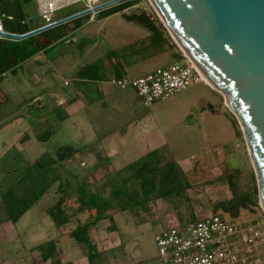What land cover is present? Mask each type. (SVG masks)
<instances>
[{
	"label": "rangeland",
	"instance_id": "1",
	"mask_svg": "<svg viewBox=\"0 0 264 264\" xmlns=\"http://www.w3.org/2000/svg\"><path fill=\"white\" fill-rule=\"evenodd\" d=\"M138 3V0L129 1L123 4L122 7H126L123 11L113 13L107 19L99 15L90 24H87L88 15L78 18L77 24L82 28L77 36L82 41L78 45L69 44L70 39L68 42L64 40L57 43L47 52L48 60L43 59L41 64L27 62L24 66L27 68L25 73L33 71L31 68L35 67L34 72L54 84L59 93L65 89L63 75L91 62L95 63L96 68L101 67L107 60L112 62V56L108 58L106 53L113 47L128 50L133 42L143 40V43L134 47L137 46L139 50L145 46V39L150 38V34L155 30L164 34V46L156 55L134 63L135 66L129 70L127 77L137 78L173 62H181L183 53L179 44L152 7L150 10L153 20L150 25L129 20L133 11L138 12V9L130 7ZM15 4L25 12L30 26L45 23L39 15L35 0H0V13L8 16L10 12L7 8H15ZM79 10H82V5L76 4L62 9L58 14L70 15ZM14 20L9 24H17V19ZM30 26L25 27L29 29ZM116 55L117 53L114 56ZM51 70L54 71L52 77L49 75ZM22 77V73L8 75L0 82V94L8 95L10 99L9 103H2L4 105L0 107V264H50L49 261L40 260L41 251L33 247L41 238L53 235V225L45 212H56L55 206L60 201L62 204L59 208L62 212H76L79 208L78 185L85 183L83 180L88 173L87 168L84 165L79 167L78 163L67 164L68 168L65 165L55 167L53 163H49V157L45 159L43 168L33 165L44 152L48 153L51 159H56L53 153L56 150L54 144L58 139H51L45 145L35 142L28 152L23 151L19 141L24 140L26 144L33 137L36 138V135H43L49 125L45 118L49 117L50 112L47 108L41 111L24 106L39 95L37 90L43 89V86L33 77L29 80L30 83L25 84ZM112 79L116 78L113 76ZM203 83L205 82L193 84L186 91L156 101L148 107L140 103L131 88L120 89L113 84H101V89H109L110 95L106 98L101 97L100 92L91 91L98 107L96 114L88 118L113 119L112 123L102 127V133L124 125L125 120L129 119L127 104H132L139 111L150 115L156 123V128L162 130L167 139L168 148L140 161L147 165L144 169L136 170V166L129 168L131 164L121 168L118 164L112 166L110 163L109 167L97 163L104 166V169L98 178L93 176V179H96L89 186L92 192L111 202V209L107 213L126 209L131 212L132 221L134 219L135 223H138L137 226L145 229L136 236L142 256L141 260L136 261L137 264H159L154 241L157 231L168 228L177 220L184 221L183 218L196 214L200 217L217 213L236 224L255 225L264 238V210L260 204L257 179L241 127L226 106L224 97H215ZM48 102L50 106H54L53 98H49ZM104 104H107V108H101ZM233 126L237 132H234ZM79 132L85 133L87 137L90 128L85 124L81 131L75 130L72 136L77 137ZM70 135V130L66 136L62 132L59 133L67 142H70ZM230 156L237 160L238 165L233 168ZM28 167L30 171L27 170ZM174 168L179 169L177 181L181 190L169 186L172 185L170 170L173 171ZM70 169L76 173V179L75 176L68 175ZM129 176H132V180H129ZM164 176L168 184L166 187L169 186V189L163 192L159 191V187ZM123 179L128 182L124 184ZM144 179H151L155 184V189L147 196L139 185ZM121 188L124 191H119ZM10 189L18 198L31 202L40 194L38 200L32 203L22 218L14 224L8 220L11 212L6 206L11 202L5 196ZM114 189L118 191L112 195ZM160 192L163 197L158 195ZM15 209L19 211L17 206ZM83 214L87 217L89 213ZM101 233V242L113 244L117 238L116 234ZM101 248L106 256L118 254V258L121 257L120 251H113V247L102 243ZM261 251L264 254V247Z\"/></svg>",
	"mask_w": 264,
	"mask_h": 264
},
{
	"label": "crops",
	"instance_id": "2",
	"mask_svg": "<svg viewBox=\"0 0 264 264\" xmlns=\"http://www.w3.org/2000/svg\"><path fill=\"white\" fill-rule=\"evenodd\" d=\"M60 11H62V9L53 14V20H57L58 22L65 18L75 16L73 13L70 15L67 14L60 16L58 14ZM22 12L23 15L26 16L23 10ZM103 12H101L99 15H101ZM134 12L135 11H133V14ZM110 16L112 15L104 18L107 19L110 18ZM80 17H75L66 23L51 26L45 31L32 36L35 38L37 44L42 47V49L39 50L34 56L22 62L19 66L4 73L0 82L8 75L22 73V78L25 84L30 83L29 80L32 77L38 82V84H42L43 89L37 90L39 95L24 106L36 108L37 110L41 111H44V108L49 109L50 115L49 117L45 118V122L47 121L49 125L47 126L46 132L43 135L35 134L36 138L33 137L31 140H29V143L24 144V140L19 141L23 146V151L28 152L31 147L34 146L33 144L35 142L45 145L49 143L51 139H58V141L54 144L56 150L53 154L56 155L57 150L64 147L71 149V152H74V155L65 161L58 162L56 160V162L53 163L50 155L44 152L39 155L41 157L35 160L33 165L36 166L37 162L41 160V158H43L42 160L46 162L45 159H47V157L50 158L49 163H53L55 167L65 165L66 168H68L67 164L70 163H78L79 167L84 165V167L87 168L86 172L88 173V176L83 181L85 182L84 184L91 186L90 184H92V181L98 178V175H101V172L104 169V166L98 165L97 163L100 162L109 167L110 163L112 166L118 164L119 167L122 168L127 164L130 165L138 161L152 151H161L168 147L166 146L167 139L165 133L162 132V130H158L156 128V123L153 121L151 116L146 112L139 111V109L132 104H127V114L129 119L125 120L126 122L124 125H120L113 131L111 130L109 132L102 133V127L106 126L109 122L112 123V118L106 120H97L93 117L90 119L88 118L90 115L96 114V108L98 107L97 101L91 96V91H95L97 93L100 92L101 97H108L110 95L108 87L101 89V84H105L107 86L109 84H113L117 86L115 84L116 81L127 77L129 70L133 69L135 66L133 65L134 63L136 64L140 61L147 60L149 55L154 56L160 52L158 49L155 50L154 47H148L149 45H152V43L150 44V40L157 30L150 34V38L145 39V41H147L145 46L139 50L137 49V46L143 43V40H140L139 42L135 41L136 43L133 42L135 44L132 43L130 47L131 49L129 48L128 50H122L113 47V49L106 53L108 54V58L112 56V62L107 60L103 65H101V67L99 66V68H96L95 63L91 62V64L81 65L73 69V72L63 75L62 77L64 78L63 81L65 89L59 91V93L56 90V86L54 84L49 82L47 79L40 78V76L34 72L35 67L31 68L33 71L30 70L25 73L27 68L24 66L27 62L34 61L41 64L43 59L48 60L46 56L47 52L54 48L57 43L70 39L69 42L67 41L69 44L78 45L82 41V39L77 36L79 30L82 28L81 25L77 24V19ZM101 18L102 17H100V19ZM94 21L88 20L87 24L93 23ZM22 22L30 26V23L27 22L26 17ZM62 25L65 27H61ZM43 26H45V23L40 26L32 25L29 29L32 31ZM10 40L21 41L13 38ZM135 45H137L136 48H134ZM125 50L127 51L125 52ZM115 53H117L116 56H114ZM49 75L52 77L54 75V71L51 70ZM113 76L116 79L113 80ZM203 84L207 89H209L210 92L216 95L215 97L220 99L221 94L219 92L211 88L208 84ZM49 98H53L55 101L53 107L50 106V103L48 102ZM35 100H37L36 103ZM9 101L10 99L8 95H4L2 93L0 94V107L6 103H9ZM101 108H107V104H104L101 106ZM85 124L90 128V133L87 137L83 132H79L77 137L72 136V133L75 130L81 131ZM233 129H235V126H233ZM69 130L71 131V135L69 137L70 142H67V140L64 139L65 137L59 136V133L62 132L66 136V134L68 135ZM234 132H237L236 129ZM71 141L77 144L71 143ZM77 157L82 158L77 159ZM92 157H94V161H92ZM178 164H180V162ZM29 169L30 167L27 168V170ZM70 171L72 174H70ZM70 171L68 172V175H72L74 177L76 173L72 172L73 170L71 169ZM93 176L96 178L93 179ZM84 212H87V214L89 213L87 217H84ZM130 213L126 210L111 213V217L114 221L113 226L110 225L108 219H102L91 226L88 232V238L95 247L97 254L92 261L90 260V252L86 244L83 242H78L72 237L74 229L78 225L85 224L91 216L92 211H88L86 209L81 210L78 208L74 213H69L64 210L65 221L61 224L55 223L52 218L48 216L47 212H45L46 217L51 220L53 225V235H46L45 238H41L37 244H34L33 247H35V250L38 251L37 247L39 245L51 241L53 243L54 250L53 256L55 261H57L55 264H137L136 261L141 260L142 256L140 254V249H138L139 244L137 242L136 236L145 229L140 225L137 226L138 223H135L134 219L132 221V216ZM198 216L199 215L196 214L195 216H190V218H183L184 221H177L186 223L198 218ZM41 232L42 230H40V233ZM101 232L103 235H106L107 232L108 235L116 234L117 238L114 239L113 244L111 242H101L99 240L100 237H102L99 235ZM102 243L109 247H113V251H120L119 254H121V257L118 258V254L106 256L105 251L103 252L101 248ZM40 260L43 261L41 256ZM48 261L50 264L52 263V259H49Z\"/></svg>",
	"mask_w": 264,
	"mask_h": 264
},
{
	"label": "water",
	"instance_id": "3",
	"mask_svg": "<svg viewBox=\"0 0 264 264\" xmlns=\"http://www.w3.org/2000/svg\"><path fill=\"white\" fill-rule=\"evenodd\" d=\"M149 1L238 121L264 210V0ZM75 17L12 37L24 40ZM129 20L151 24L143 12H134ZM230 164L238 165L235 157L230 156Z\"/></svg>",
	"mask_w": 264,
	"mask_h": 264
},
{
	"label": "built area",
	"instance_id": "4",
	"mask_svg": "<svg viewBox=\"0 0 264 264\" xmlns=\"http://www.w3.org/2000/svg\"><path fill=\"white\" fill-rule=\"evenodd\" d=\"M35 1L46 26L57 22L52 18L55 12L76 4H81L82 10L74 15H88V20L94 21L101 12L134 0ZM138 1L130 8L138 9L153 20L150 7L155 9L151 2ZM4 18L0 14V41L10 40L15 34L5 28ZM180 60L137 78H121L115 84L120 89H133L140 103L148 107L187 90L193 84L204 82L200 71L184 53ZM154 241L159 264H264L261 251L264 238L260 230L252 224H236L217 213L204 214L186 223L176 221L168 228L158 230Z\"/></svg>",
	"mask_w": 264,
	"mask_h": 264
},
{
	"label": "trees",
	"instance_id": "5",
	"mask_svg": "<svg viewBox=\"0 0 264 264\" xmlns=\"http://www.w3.org/2000/svg\"><path fill=\"white\" fill-rule=\"evenodd\" d=\"M122 5L114 7L112 9H109L105 12H103L101 15L104 17H107L109 15H112L113 13H117L119 11H123L124 9H126V7H122ZM7 10H9V15L5 16L4 18V26L5 28L15 34H25L27 32L30 31V29H27L25 26L26 24L21 23L22 21H24L25 16L23 15L22 10L20 9V7L15 4V8H7ZM1 15H4V13H0ZM7 18V19H6ZM14 18L17 19V24L15 23L14 25H10V22H13ZM15 21V20H14ZM14 27V28H12ZM61 27H65L64 25H62ZM12 29H17V31H13ZM164 34L160 31H157L156 33H154V35L151 37L150 40V44L152 43V45H149L148 47H154L155 50H161L162 47L164 46L163 44H165V39H164ZM42 47L39 46L35 40V38L30 37L28 39L25 40H21V41H12V40H3L0 41V80L2 78V75L10 70H12L13 68L19 66L22 62H24L25 60L29 59L30 57L34 56L39 50H41ZM154 50V52H155ZM152 55H149L148 57H151ZM160 151H152L150 153H148L147 155H145L144 157L147 158H151L154 154L158 153ZM74 155V152H71V149L69 148H60L57 150L56 152V159H52V162L55 163L56 160L58 162H62L65 161L66 159H69L70 157H72ZM144 157H142L141 159H139L138 161L134 162L133 164L130 165L129 168H134V166H136V170L138 168V170L144 169L147 165L146 164H142V162H140ZM43 158H41V160H39L37 162V165L39 168H43L46 164V162H44L42 160ZM50 159V158H49ZM41 161V162H40ZM171 172V179L170 182L172 183L171 188L173 189H178L181 190V186L178 184L179 181H177V175L179 174V169L178 168H174V170H170ZM169 179V178H168ZM129 180H132V176H129ZM124 184L126 182H128L127 179H123ZM140 188L143 191V194H145V196L149 195L150 193L153 192L154 188V182L150 179V180H142L140 183ZM168 184L166 182V176H164L161 179V183H160V187H159V191H166L167 189H169L166 187ZM124 186V185H123ZM78 200H77V204L79 206V209L81 210H88V211H92L91 216L89 217V219L86 221L85 224L83 225H78L73 233H72V237L75 238L78 242H83L86 244L89 252H90V260L92 261L94 259V257H96V251H95V247L93 246V244L90 242L89 238H88V232L89 229L91 228L92 225H94L95 223H97L98 221L102 220V219H108L109 223H111V226H113L114 221L111 217V212L107 213L108 210L111 209V202L103 197H101V195L92 192L89 188L88 185L86 184H79L78 185ZM117 189H114L112 195L117 194ZM119 191H124L121 189H119ZM159 196L163 197V193H158ZM5 196L7 198H9V200L11 202L7 203V208L9 209V211L11 212L10 216L8 217V220L11 221L13 224L16 223L23 215V213L32 205V203L36 202L38 200V198L40 197V194L37 195V197L35 198V200L33 202L27 200V199H23V198H18V196L15 195L13 190H8V192L5 194ZM62 204V202L60 201L56 206V212H52V210H49L47 212L48 216L52 218V220L57 223V224H61L64 223L65 219H64V212H62L59 208L60 205ZM242 205V203H241ZM15 206L18 207L19 211H17V209H15ZM123 209V208H122ZM124 210V209H123ZM126 210V209H125ZM38 250L41 251V258L43 259V261H48L49 259H52V263L51 264H55L57 261H55L54 259V254H53V243L51 241L43 243L41 245H39L37 247Z\"/></svg>",
	"mask_w": 264,
	"mask_h": 264
},
{
	"label": "bare ground",
	"instance_id": "6",
	"mask_svg": "<svg viewBox=\"0 0 264 264\" xmlns=\"http://www.w3.org/2000/svg\"><path fill=\"white\" fill-rule=\"evenodd\" d=\"M159 16V15H158ZM160 17V16H159ZM203 77V76H202ZM203 80H204V78H203ZM204 82H205V80H204ZM206 83V82H205ZM207 84V83H206ZM225 104H226V106H227V103L225 102ZM228 107V106H227Z\"/></svg>",
	"mask_w": 264,
	"mask_h": 264
}]
</instances>
